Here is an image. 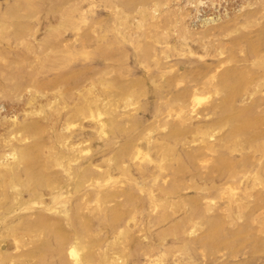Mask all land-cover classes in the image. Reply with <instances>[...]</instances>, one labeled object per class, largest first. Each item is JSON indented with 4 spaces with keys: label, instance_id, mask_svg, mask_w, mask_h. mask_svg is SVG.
<instances>
[{
    "label": "rangeland",
    "instance_id": "374dc122",
    "mask_svg": "<svg viewBox=\"0 0 264 264\" xmlns=\"http://www.w3.org/2000/svg\"><path fill=\"white\" fill-rule=\"evenodd\" d=\"M0 264H264V0H0Z\"/></svg>",
    "mask_w": 264,
    "mask_h": 264
}]
</instances>
